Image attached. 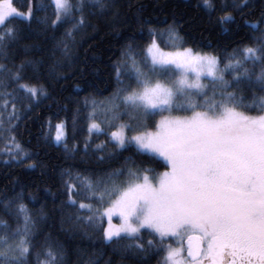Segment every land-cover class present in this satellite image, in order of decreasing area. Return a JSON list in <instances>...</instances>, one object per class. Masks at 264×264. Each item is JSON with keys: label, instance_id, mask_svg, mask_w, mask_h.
Here are the masks:
<instances>
[{"label": "snow or ice", "instance_id": "1", "mask_svg": "<svg viewBox=\"0 0 264 264\" xmlns=\"http://www.w3.org/2000/svg\"><path fill=\"white\" fill-rule=\"evenodd\" d=\"M250 2L234 0L232 7L242 12ZM53 3L56 19L52 25L63 22L70 23V27L63 38L56 41L50 55L55 65L68 66L73 62L74 34L85 26V7L102 15L113 9L114 0H75V3L53 0ZM203 6L215 10L212 0H203ZM76 12L80 13L79 18ZM12 17H20L30 26L32 9L29 7L27 13H21L14 6V0H0V28L3 29L0 30V59L5 61L9 59L11 45L22 39L15 27L6 26ZM232 19L234 17L227 14L220 17V22ZM46 22V18L38 20L41 24ZM247 23L254 31L259 30L260 34L252 37L255 46L234 50L223 60L214 54L177 47L176 42L182 45L183 38L174 25L165 29L164 34L176 50L165 52L154 41L147 48L151 59L150 65H145L147 72L141 67L144 61L136 60L131 45L124 53L123 66L130 67L139 90L121 88L114 94L112 99L121 100L123 110L117 112L120 105L116 103L105 107V114L111 113V119L128 116V122H121L117 130L111 132V138L119 148L134 145L140 153L162 158L165 170L127 167V179L123 182H118L117 178L124 174V166L96 177L77 173V183L68 185L67 202L69 207L78 205V210L94 213L87 217L76 216L77 221L85 220L92 225L106 216L108 226L103 229V238L106 242H115L122 253L147 254L156 242L150 239L146 246L140 241L143 240L142 231L150 229L158 234L161 242L169 235L181 240L187 236L190 264H264V29L259 28V23ZM153 32L150 28V33ZM22 47L25 57L18 65L9 67L0 63V84L6 88L7 82H15L17 90L25 92L29 100L25 108L30 109L32 98L47 93L43 87L20 83L26 66L36 70L42 62L29 58L33 45ZM249 62L251 67L247 66ZM169 69L181 74L174 86L152 81L150 73ZM120 75L118 67V83L123 84ZM190 75L195 79L190 80ZM226 75L231 79H226ZM205 76L211 79L210 96L209 86L201 83ZM228 89L239 90L241 94L238 96L236 90ZM193 91L196 96L203 97L202 102L193 98ZM245 91L250 99L243 94ZM120 92H127V95L121 97ZM177 96L187 97L179 108L190 111V115L162 116L155 131L133 128V121L141 126V118L154 115L156 110L171 112ZM8 97H12L11 111L8 110ZM15 99L13 93L0 91V128L5 132L12 131L17 126L14 122L24 114L17 111ZM95 110L96 102L93 101L90 116ZM253 110L255 115L250 114ZM56 127L55 141L61 143L65 135L63 124ZM91 129H100V124L93 120ZM127 131L135 134L127 135ZM11 140L15 144L14 136ZM15 147L20 149L19 157L23 150L19 144ZM64 147H68L66 142ZM27 167L33 168L35 164ZM73 192L83 193V199L77 201ZM83 200H95L100 205L106 203L107 207L94 209L92 203ZM3 208L14 217L16 226L13 228L0 218V264H30L29 257L33 255L35 264H64L63 247L48 238L42 249L33 252L37 221L26 205L7 200ZM113 216H118L119 224H113ZM180 254L181 249L167 245L164 264H185ZM90 264H98V260H91Z\"/></svg>", "mask_w": 264, "mask_h": 264}, {"label": "trees", "instance_id": "2", "mask_svg": "<svg viewBox=\"0 0 264 264\" xmlns=\"http://www.w3.org/2000/svg\"><path fill=\"white\" fill-rule=\"evenodd\" d=\"M233 2L212 0L213 11L203 6V0H114L113 9L102 15L85 7V26L74 34L73 62L59 66L55 65L50 52L56 41L63 38L70 23L52 25L56 19L53 0H14V5L22 12H28L31 7L33 19L30 26L20 17L9 19L6 26L15 27L22 39L11 45L9 59H0V63L9 67L18 65L25 57L22 45H33L29 58L42 62L36 70L26 66L20 83L43 87L47 95L32 98L30 109H26L29 100L22 89L17 90L15 82H7L6 88L0 84V91L15 95L16 109L24 113L22 119L14 122L17 126L12 131L5 132L0 128V218L14 228L16 220L4 211L3 202L13 200L27 206L37 221L33 252L42 249L48 238L63 247L64 264H90L91 260H98V264H108L109 261L111 264H164V250H157L164 249L163 242L151 230L142 231L143 240L140 242L146 245L151 239L156 242L155 246L147 254L134 255L122 253L115 242L104 240L105 218L92 225L85 220L77 221L76 216L87 217L94 213L78 210V205L68 206V185L77 183V173L96 177L122 166L124 174L117 178L118 182L127 179V167L165 170L162 159L140 153L134 145L123 149L117 147L108 131L90 133L93 101L97 104L113 97L121 88L134 89L137 82L130 67L123 66L124 53L131 45L136 60L144 61L141 67L145 71V65H150L146 48L154 38L165 43L167 35L164 30L169 26L178 29L183 47L211 53L222 60L234 50L255 46L252 37L260 33L247 22L259 23V28L264 29V0H251L242 12L232 7ZM225 3L227 7L222 6ZM227 14L234 19L221 23L220 17ZM75 15L79 18L80 13ZM43 18L47 22L38 23ZM237 57L240 58L239 52ZM128 64L130 66V60ZM247 66L251 67V62ZM118 67L121 70L119 80L123 84L118 83ZM226 76L231 79L230 75ZM236 91L239 96L240 91ZM243 94L250 99L247 91ZM8 99V110L11 111L12 97ZM250 114L256 112L253 110ZM63 122L66 139L58 144L54 141L56 125ZM13 136L15 144L23 150L19 157L17 152L20 149L11 140ZM30 163L35 167H27ZM72 194L77 201L83 199V193ZM83 202L92 203L94 209L107 207L106 203L100 205L95 200ZM29 262L35 264L34 255L29 257Z\"/></svg>", "mask_w": 264, "mask_h": 264}, {"label": "rangeland", "instance_id": "3", "mask_svg": "<svg viewBox=\"0 0 264 264\" xmlns=\"http://www.w3.org/2000/svg\"><path fill=\"white\" fill-rule=\"evenodd\" d=\"M18 11L21 12V13H27V12H22L19 9H18ZM154 41L157 44H159V47L165 52H172V51L176 50V48L172 46V43L169 40L168 36H167V40L164 41L165 43H163L161 41H158L156 38H154V40L149 45H151ZM164 45L165 46L167 45V47L171 46V48H165ZM176 45H177V47L189 48V47H183L180 44L179 41L176 42ZM147 48H146V54H147V58H148L149 64H150L151 63V59H150V54L147 52ZM193 50H194V52H198V53H201V54L207 53V52H200V51H197L195 49H193ZM207 54H211V53H207ZM147 71H148V69L145 70V72H147ZM180 75L181 74H180L179 71H174V70H171V69H169L167 71H164V72H161L160 70H157L155 72L150 73V76H151V79H152L153 82L159 80L161 83L169 85V86H174L175 81L180 77ZM189 79L190 80H194L195 77L193 75H190ZM226 79H230V78H228L226 76ZM201 83L204 84V85L209 86L208 89H207V92H208V95L210 96L211 95V91H212V89H211V79L209 77H206V76L202 77L201 78ZM134 89L139 90V85L137 84ZM228 90L229 91H233L232 89H228ZM119 95L121 97L124 96V94H120V93H119ZM125 95H127V94H125ZM192 96L197 101H200V102L203 101V97L196 96L195 95V91L192 92ZM113 97L101 100V101H99L96 104V110H95L96 115L95 116L93 115L91 117L90 124L93 122V120H95L96 123L100 124V129H91L90 130V124H89L90 133L108 131L110 133L109 135L111 136V132L116 131L121 122H128V116L127 115L120 116V119L117 120V119H111V113H108L107 115L105 114V111H104L105 107L106 106H110L111 103H116V104L120 105V108L117 109V112H119V111L124 109V105H123L122 101L119 100V99L113 100L112 99ZM186 98H187L186 96H177L176 99H175V104L173 106V110L171 112L156 110L154 115H148V116H145V117L141 118L142 122H143L141 126H138L136 124V122L133 121L132 122L133 128H135L138 131H155L156 124L161 119L162 116H169V115H172V116H188V115H190L191 114L190 111H182L179 108V105L185 103ZM241 110L248 111V109H243V108ZM110 119H111V126L109 125V120ZM58 124H61V123H58ZM62 124H63V132L65 134L64 135V140H63V142H64L65 139H66V127H65V123L64 122ZM56 131H57V127H56V130H55V135H56ZM133 134H135V133L132 132V131H127V135H133ZM55 135H54V141H55ZM113 141L116 142L114 139H113ZM63 142H61V143H63ZM156 157H158V156H156ZM158 158L162 159L160 157H158ZM162 171H164V170H162ZM150 175H151V173H150ZM104 218L106 219V227H107L108 226L107 217L105 216ZM112 222H113V224H119L120 220H119L118 216H113V221ZM155 235L158 236V234H155ZM186 239H187V236H184L182 240H181L180 237H176V236H172V235H169V236L165 237L164 240L162 241L163 242V246H164V256H165V253H166V250H167V245H171L173 248L181 249L180 258L184 260L185 264H190V259L186 255V251H187L186 244H185Z\"/></svg>", "mask_w": 264, "mask_h": 264}, {"label": "water", "instance_id": "4", "mask_svg": "<svg viewBox=\"0 0 264 264\" xmlns=\"http://www.w3.org/2000/svg\"><path fill=\"white\" fill-rule=\"evenodd\" d=\"M185 244H186V248H187V251H186V255H187V257L191 260V257H189V255H188V245H187V239H186V241H185Z\"/></svg>", "mask_w": 264, "mask_h": 264}]
</instances>
